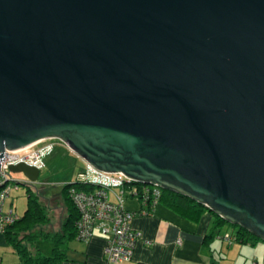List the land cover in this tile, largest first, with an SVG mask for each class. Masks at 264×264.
Returning <instances> with one entry per match:
<instances>
[{
  "label": "water",
  "instance_id": "95a60500",
  "mask_svg": "<svg viewBox=\"0 0 264 264\" xmlns=\"http://www.w3.org/2000/svg\"><path fill=\"white\" fill-rule=\"evenodd\" d=\"M45 137L264 241V0H0V160Z\"/></svg>",
  "mask_w": 264,
  "mask_h": 264
},
{
  "label": "crops",
  "instance_id": "0c3cea01",
  "mask_svg": "<svg viewBox=\"0 0 264 264\" xmlns=\"http://www.w3.org/2000/svg\"><path fill=\"white\" fill-rule=\"evenodd\" d=\"M12 188L4 200V209L14 210L10 198ZM139 188L136 182L126 186L121 201L125 209L133 212L130 226L138 232L128 260L107 262L103 254L106 236L94 229L87 239L73 235L67 240L65 259L60 264H264V241L261 239L237 240L236 228L228 227L223 221L217 222L214 213L207 208L194 215L191 211L169 206L163 199L151 205L133 193ZM60 189L51 192L41 185L35 190L42 193L48 204L53 202L48 211L52 214L57 209V227L66 215ZM107 198L116 201L112 191H107ZM225 233L232 237L227 239L223 236ZM0 264H22L2 232Z\"/></svg>",
  "mask_w": 264,
  "mask_h": 264
},
{
  "label": "built area",
  "instance_id": "2783aa9c",
  "mask_svg": "<svg viewBox=\"0 0 264 264\" xmlns=\"http://www.w3.org/2000/svg\"><path fill=\"white\" fill-rule=\"evenodd\" d=\"M58 141L62 142L55 137H45L19 148L3 150V159L0 160V232L19 216L11 207L3 208L9 190L16 187L18 182L11 177L9 165L22 162L39 170L44 165L45 156L53 150ZM75 180L92 185L89 190L74 186L67 188L68 196L77 211L74 221L75 236L84 240L96 229L106 236L103 254L107 262L128 260L138 232L130 226L133 212L125 209L121 201L125 187L135 182L121 172L99 170L88 163L76 173ZM136 183H139L140 188L133 193L142 201L152 205L158 200L161 192L158 186ZM115 187L118 190H113ZM107 191L113 192L115 202L107 198ZM223 236L227 239L232 237L228 233Z\"/></svg>",
  "mask_w": 264,
  "mask_h": 264
},
{
  "label": "trees",
  "instance_id": "16d2710c",
  "mask_svg": "<svg viewBox=\"0 0 264 264\" xmlns=\"http://www.w3.org/2000/svg\"><path fill=\"white\" fill-rule=\"evenodd\" d=\"M69 186L84 190L92 188L91 184L78 182L75 179L61 186L60 191L66 207V215L59 227L51 230L44 228V225L50 222L49 206L41 204L37 191L33 192L27 186L25 208L18 218L7 225L2 232L8 243L18 253L22 264H60L65 259L64 247L67 240L75 235L74 221L77 217V211L67 193ZM159 199H163L175 209L184 212L191 211L194 215L202 208H206L201 203L168 189H161ZM215 218L217 222L228 223L218 215H215ZM234 227L236 228V239L239 241L259 239L238 225Z\"/></svg>",
  "mask_w": 264,
  "mask_h": 264
},
{
  "label": "rangeland",
  "instance_id": "374dc122",
  "mask_svg": "<svg viewBox=\"0 0 264 264\" xmlns=\"http://www.w3.org/2000/svg\"><path fill=\"white\" fill-rule=\"evenodd\" d=\"M84 160L70 150L63 142H57L53 150L44 158V165L40 168L35 181H28L20 170H10L11 177L18 181L17 188H12L10 198L12 206L17 214H21L26 203V189L35 192L37 187L43 185L51 192L58 190L64 182H70L75 179L76 173L83 168ZM27 183V184H26ZM39 190V189H38ZM39 192L41 204L52 206V201L48 204L46 199ZM50 222L44 225L46 229L57 228V209L50 214ZM228 227L234 226L232 223H227Z\"/></svg>",
  "mask_w": 264,
  "mask_h": 264
}]
</instances>
